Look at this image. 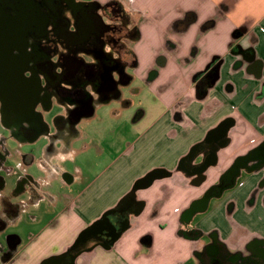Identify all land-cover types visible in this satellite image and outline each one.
<instances>
[{"label":"crops","instance_id":"0c3cea01","mask_svg":"<svg viewBox=\"0 0 264 264\" xmlns=\"http://www.w3.org/2000/svg\"><path fill=\"white\" fill-rule=\"evenodd\" d=\"M121 1L131 9L129 18L134 19L131 23L137 29L127 44L130 52L125 59L133 64L124 69L128 76L125 85L138 79L143 87L135 92L144 89L154 101L132 116L129 108L133 103L121 87L119 96L100 95L98 104L113 105L111 116L128 127L126 146L115 155L102 149L85 155L82 142L96 146L100 141L89 135L80 139L79 132L68 145L61 142L63 155L73 153L76 162L86 164L87 175L80 185L76 174L67 173L54 162L53 167L40 161L44 169L59 173L70 196L58 198L43 191V197L29 200L37 202L49 196V205H60V215L39 229L31 227L25 243L16 234L19 244L10 264H41L65 251L83 232L91 250L86 259L77 260L78 264H200L198 253L204 240L179 233L189 203L264 139V0ZM211 67H215L217 78L200 94L196 82ZM97 107L94 104L92 112L82 118L94 117ZM143 118H149L150 123L136 134V121ZM227 120L232 122L218 132ZM10 136L21 142L29 139L17 137L12 131ZM251 139L254 142L250 143ZM203 141L205 145L211 143L213 159L206 164L205 179L195 181L188 167L197 163L207 149L201 148L194 162L187 156ZM28 157L34 161L30 154H24L23 161ZM249 160L236 167L227 191L210 206L206 203L195 210L189 221L204 234L214 230L217 239L237 258L264 249V164L250 167L255 161ZM157 180L165 185L167 196L151 204L149 218L162 227L156 235L144 230L142 224L134 227V218L139 219L146 210L148 202L143 193ZM125 196L139 205L129 211L121 237L109 247L94 244V233L103 215ZM20 211L11 224L18 221ZM31 221L38 222L39 216Z\"/></svg>","mask_w":264,"mask_h":264},{"label":"flooded vegetation","instance_id":"af4514ba","mask_svg":"<svg viewBox=\"0 0 264 264\" xmlns=\"http://www.w3.org/2000/svg\"><path fill=\"white\" fill-rule=\"evenodd\" d=\"M3 1L0 0V3ZM32 1L39 6L38 18H42V13H45L47 7L51 8L53 15L49 16V24L40 19L28 24H10L7 26L10 39L4 49L0 47V57L5 52L8 55L6 56L11 68L9 73L20 78L21 97L16 104H27L33 99V94L38 92L36 112L26 113L23 116L24 121L17 129H13V133L17 137L25 138L42 135L48 138L52 145L60 139L65 146L79 136L76 125L83 116L92 112L94 96H119L120 86L128 82L124 69L132 65L133 61L125 59L130 52L127 43L135 37L137 29L130 23L129 12L121 0ZM14 2L7 1V12L11 17L15 16ZM215 74V67H211L209 72L198 78L196 85L200 94L211 84ZM90 90L96 93H91ZM51 100L65 101L62 105L65 112L55 118V128L49 127L41 113L37 112L39 106L41 109L49 107ZM17 116L15 113L11 115V119L15 120ZM231 122L224 121L217 131H224ZM5 141V137L0 138V232L7 229L19 209L24 206L18 199L20 195L25 194L26 198L30 199L46 195L40 190L39 183L28 174L22 175L11 194L4 193L5 176L12 172V167L6 163L10 151L6 148ZM207 141L208 139H205V142ZM205 142L195 146L187 156L188 161L194 162L198 159L201 148L207 149L206 154L201 155L197 163L188 167L194 174L195 181L205 179L206 164L213 159L211 143L205 145ZM252 142L254 139L250 140V143ZM254 147L256 148L253 151L238 157L229 169L221 172L215 182L208 185L186 209L179 233L193 240H202L203 236H206L198 253L200 264H264V249H257L254 254L237 258L217 239L214 230L204 234L189 222L195 210L202 209L206 203L210 206L221 192L227 191V186L237 173V166L247 164L249 159L255 161L250 167L257 168L264 164V139ZM55 154L52 149L50 155L40 161L46 163V159ZM32 162L28 157L24 163L28 165ZM51 166L54 167V164ZM133 205L136 210L139 203L125 196L117 207L105 213L96 227L94 244L109 247L120 238L128 224L129 211L133 209ZM87 240L86 232L81 233L65 251L44 260L41 264H78L77 260L86 259L90 253L91 245H87ZM144 241L149 243L150 240L145 238ZM17 244L19 239L16 235H9L7 244H0L2 264L12 263Z\"/></svg>","mask_w":264,"mask_h":264},{"label":"rangeland","instance_id":"374dc122","mask_svg":"<svg viewBox=\"0 0 264 264\" xmlns=\"http://www.w3.org/2000/svg\"><path fill=\"white\" fill-rule=\"evenodd\" d=\"M15 1V0H14ZM129 1V0H126ZM15 3V2H14ZM39 6L36 4H29L28 7L25 6V14H24V23H32L35 20L39 21V19L42 21V18H38V8ZM16 7L14 9V15H16ZM127 11L130 14V10L127 9ZM45 14H48L52 17L53 12L50 7H47ZM135 18V17H134ZM131 20L134 19L130 18ZM132 24V23H131ZM131 42V40H129ZM128 41L127 44L130 42ZM130 68V67H129ZM131 69V68H130ZM128 69V70H130ZM136 79L134 82L127 84V85H121L120 87L122 90H124L126 99L132 101V106L129 108L132 111V116L134 115V112L140 111L148 108V106L154 101V97L152 94H145V90L143 89L140 93H136L137 87H143V84L139 83ZM143 94L145 96L143 97ZM100 102V97L98 95L94 96V104H96L98 107L95 109V115L94 117H85L81 119L78 124L76 125V131L81 133L82 135H89L92 139H96L97 141H100V144L96 146L92 142H82L83 145V154H91L96 153V149H102L103 151L109 152L112 155H115L117 153L122 152L125 149L124 144V137L128 136V127H126L123 124H120L119 121H117L115 118L111 116L112 112V106L111 104H98ZM110 107V108H109ZM150 107H149V113H150ZM37 112H40L42 115L43 120L49 125L51 128H55V118L59 114H63L65 111L56 100H51V104L47 108L41 109L40 106L37 109ZM139 126H137V133H141L145 126L150 123V119L143 118L141 121H136ZM5 137V146L10 151V155L7 158V165L13 168L12 173L7 174L6 177V186L4 189V193L11 194L12 191L15 189V186L17 185V181L20 176L25 174H30L33 176L35 180L38 181L40 185V190L43 192L49 193L53 197L58 198H64L67 195L70 196V194L66 191L65 185L60 180L59 173H55L54 170H51L49 167V170L44 169L43 165L40 163V157L42 156H48L50 155V152L52 149L55 150L56 156L54 159H46L47 164H51L52 162L59 164L60 167H63L67 173L71 172L73 174H76L78 176L77 183L80 185V182L85 179L86 173V164L81 165L79 162H76V159L72 157L71 159H65L64 161H61L59 159V156L61 154H64V151L62 149L61 140H57L52 145L48 138L38 136V139H34V136H29L28 140L24 141H18L10 136V130L3 127L0 123V138ZM104 137L106 139H104ZM80 141V140H79ZM84 141V140H83ZM78 142V141H77ZM78 145V143H77ZM88 145V148H87ZM53 146V147H52ZM104 154H108V153ZM24 154H30L34 157V161L31 164L26 165L23 161V155ZM110 157V155H108ZM109 159V158H108ZM52 163V164H54ZM81 165V166H80ZM83 166V167H82ZM81 170L85 171L84 174H80ZM178 172V171H177ZM176 173V172H175ZM176 177V176H175ZM208 177H212V174L209 173ZM167 179H172L167 178ZM176 179V178H175ZM166 180V179H165ZM161 180L155 181V183L145 191L147 193H143V198L148 202V206L146 210L140 215L139 219L136 217L134 218V227L137 228V226L144 227V230H148V232L158 234V231L162 229L160 226V222L154 223L149 218L150 214L152 213L151 204L153 202H156L160 199H165L167 196L166 190H164V186L160 183ZM173 181V180H172ZM162 185V186H161ZM19 201L24 203L23 208L20 210V217L16 223L9 224L7 229L5 231L0 232V244H7V238L9 235H16L19 234L22 238V243L26 242L29 238V235L31 233V227L35 226V229H39L42 227L45 223L52 222L53 220H56L58 218V215H60V205H49L50 198L45 197L43 199L38 200L37 202L29 201V197L26 198L25 194H22L19 196ZM29 201V202H28ZM60 204V202H59ZM209 208V207H208ZM163 213H166L165 210ZM38 215L39 221L36 223H32V217ZM139 220V221H138ZM162 224V223H161ZM156 225V227H155ZM163 225V224H162ZM131 227V226H130ZM135 228V229H136ZM134 229V230H135ZM134 230L132 231V234L134 233ZM151 235V233H150ZM204 238L206 236H203ZM201 241H203V239ZM158 240V239H157ZM1 256H0V264ZM132 262V261H131ZM18 264V263H17Z\"/></svg>","mask_w":264,"mask_h":264},{"label":"water","instance_id":"95a60500","mask_svg":"<svg viewBox=\"0 0 264 264\" xmlns=\"http://www.w3.org/2000/svg\"><path fill=\"white\" fill-rule=\"evenodd\" d=\"M7 1L4 0L0 3V47L5 48L6 42L10 39L9 29L7 26L10 24H21L24 23V7H28L29 4H35L32 0H15L14 7H16V15L11 17L7 12ZM50 17L48 14L42 13V21L45 24H49ZM6 52L0 57V123L3 127L9 129L10 131H14L18 128L24 121L23 116L26 113H34L35 106L37 103V93L33 94V99L25 103V105L18 106L16 104L17 100L21 97L20 92V83L19 77L11 76L9 73L10 61L7 60ZM217 78V75L213 79V81ZM17 113V119L12 120L11 115ZM14 129V130H13ZM38 136V135H37Z\"/></svg>","mask_w":264,"mask_h":264},{"label":"clouds","instance_id":"9594fccd","mask_svg":"<svg viewBox=\"0 0 264 264\" xmlns=\"http://www.w3.org/2000/svg\"><path fill=\"white\" fill-rule=\"evenodd\" d=\"M72 156H73V153H69V154H67V155H63V154H61V155L59 156V159H60L61 161H64L65 159H71Z\"/></svg>","mask_w":264,"mask_h":264},{"label":"trees","instance_id":"16d2710c","mask_svg":"<svg viewBox=\"0 0 264 264\" xmlns=\"http://www.w3.org/2000/svg\"><path fill=\"white\" fill-rule=\"evenodd\" d=\"M134 63H135V61H134Z\"/></svg>","mask_w":264,"mask_h":264}]
</instances>
